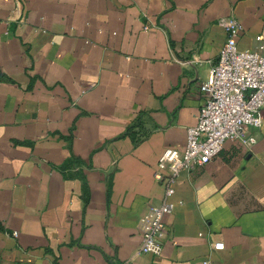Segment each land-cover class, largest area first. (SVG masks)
I'll return each mask as SVG.
<instances>
[{"label":"crops","instance_id":"1","mask_svg":"<svg viewBox=\"0 0 264 264\" xmlns=\"http://www.w3.org/2000/svg\"><path fill=\"white\" fill-rule=\"evenodd\" d=\"M230 15L238 48L264 39V0H0V264H264V106L254 144L176 178L160 251L133 255Z\"/></svg>","mask_w":264,"mask_h":264},{"label":"built area","instance_id":"2","mask_svg":"<svg viewBox=\"0 0 264 264\" xmlns=\"http://www.w3.org/2000/svg\"><path fill=\"white\" fill-rule=\"evenodd\" d=\"M226 32L225 42L210 64V78L200 84L205 100L199 109L197 122L187 128L184 149L166 148L159 156L154 177L164 182V199L151 205L137 224L141 241L133 255L157 254L161 249L163 216L172 212L169 196L173 182L215 157L226 140H236L246 146L256 142L248 128H259L264 106V39L256 36L257 45L240 49L237 37L240 26L233 16L219 19Z\"/></svg>","mask_w":264,"mask_h":264}]
</instances>
